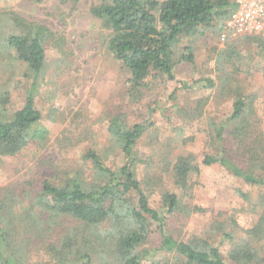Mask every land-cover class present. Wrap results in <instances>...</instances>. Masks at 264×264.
I'll use <instances>...</instances> for the list:
<instances>
[{
	"label": "trees",
	"instance_id": "16d2710c",
	"mask_svg": "<svg viewBox=\"0 0 264 264\" xmlns=\"http://www.w3.org/2000/svg\"><path fill=\"white\" fill-rule=\"evenodd\" d=\"M236 9L232 0H102L91 7V14L111 32L107 49L131 73L129 101L140 103L156 85L176 81L179 65L194 64L190 49L178 57L181 39L202 36L205 31L220 35L224 22ZM238 38L231 39L215 56L219 83L203 79L206 88L217 89L221 98L233 101V113L211 124L213 153L205 154L202 165H219L242 182L264 188V131L256 107L257 95L247 92L241 78L247 58L240 51L241 42L250 43L264 58V34ZM58 41V34L44 25L31 23L12 11L0 13V61L4 70L8 63L13 73L23 67L26 76L32 74L34 78L24 105L11 117L7 113L11 102L9 83L15 74L0 80V161L43 148L49 142L48 130L39 126L42 114L35 89L36 79L46 65L47 46H55ZM196 82H182V90L194 88ZM205 105L199 100L195 107L180 108L178 112L196 120L203 116ZM156 111V107L150 110ZM152 128V119L129 126L123 116H115L108 124L110 151L92 149L84 157L91 166V177L78 171L65 175L58 185L29 180L21 187L2 190L0 264H25L24 246L28 244L38 247L39 252L44 250L49 257L45 264H228L220 249L209 242L199 238L181 241L171 233L170 217L201 209L192 210L177 194L162 188L164 179H171L186 197L200 170L191 153L174 161L172 142L157 145L151 155L141 153L138 145L146 137L152 139ZM110 152L122 156L123 164L111 165ZM157 160L163 163L167 175L152 173ZM140 169L143 179L139 178ZM159 187L163 205L155 209L150 196ZM256 208L260 218L245 231L248 241L237 243L229 251L228 257L235 264L264 263V193ZM63 219L76 221V225L54 239L53 233ZM154 232L160 244L149 247ZM225 234L227 239H234ZM160 254L172 255V261L157 259Z\"/></svg>",
	"mask_w": 264,
	"mask_h": 264
},
{
	"label": "rangeland",
	"instance_id": "374dc122",
	"mask_svg": "<svg viewBox=\"0 0 264 264\" xmlns=\"http://www.w3.org/2000/svg\"><path fill=\"white\" fill-rule=\"evenodd\" d=\"M101 3L102 0H0V13L12 11L31 23L44 25L58 34L59 39L55 46H47L46 65L36 79L38 87L35 89L37 107L42 114L39 126L48 130L49 142L43 148L2 158L0 193L10 187H21L29 180L39 184L50 181L58 185L65 175L78 171L91 177V166L84 157L92 149H109L108 124L113 117L123 116L129 126L152 119L155 124V128L149 131L152 139L144 138L138 150L151 155L157 145L163 147L172 142L174 161L180 155L191 153L196 157L200 170L192 179L190 196L183 197L171 179H164L162 188L177 194L192 206V210L195 207L201 209V212H191L190 215L170 217L171 233L181 241L192 238L205 240L220 249L228 264H235L228 257L229 251L237 243L248 241L245 231L260 218L256 207L264 188L242 182L219 165L204 166L202 161L205 154L213 153L211 124L219 123L233 113V101L221 98L217 89L206 88V80L219 83L215 56L229 41L240 38L228 36L223 40L226 20L220 35L205 31L202 36L181 39L178 57L190 49L194 64L179 65L176 81L158 84L140 103H132L127 97L131 73L108 51L111 32L91 14V7ZM240 51L247 58L241 78L245 80L247 92L257 95L256 107L264 131V58L258 56V47L250 43L241 42ZM3 66L0 61V80L15 74L9 83L11 102L7 113L11 117L24 105L34 78L32 74L26 76L23 67L13 73L11 65L7 63V71ZM195 81L199 82L194 84V88L182 90V82L191 85ZM199 100L206 103L201 118L190 120L180 115V108L189 110ZM153 107L157 111L151 113ZM108 161L111 165H122L123 157L110 152ZM164 168L163 163L157 160L152 173L165 176ZM139 171V178L143 179L142 170ZM162 188H155L150 196V204L155 209L163 205ZM75 225L76 221L63 219L53 238H59L65 229ZM225 233L234 239H227ZM21 240L22 236L18 242ZM159 244V235L154 232L149 247ZM37 248L30 244L24 246L25 264L49 261L44 250L39 252ZM157 257L172 261L173 256L160 254ZM261 257L264 259V249Z\"/></svg>",
	"mask_w": 264,
	"mask_h": 264
},
{
	"label": "built area",
	"instance_id": "2783aa9c",
	"mask_svg": "<svg viewBox=\"0 0 264 264\" xmlns=\"http://www.w3.org/2000/svg\"><path fill=\"white\" fill-rule=\"evenodd\" d=\"M165 2L167 0H159ZM236 11L225 22L223 40L264 34V0H232Z\"/></svg>",
	"mask_w": 264,
	"mask_h": 264
}]
</instances>
